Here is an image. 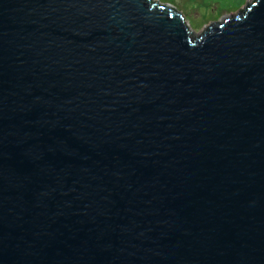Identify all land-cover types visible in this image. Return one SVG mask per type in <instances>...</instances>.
<instances>
[{
  "label": "water",
  "instance_id": "water-1",
  "mask_svg": "<svg viewBox=\"0 0 264 264\" xmlns=\"http://www.w3.org/2000/svg\"><path fill=\"white\" fill-rule=\"evenodd\" d=\"M0 264H264V0H0Z\"/></svg>",
  "mask_w": 264,
  "mask_h": 264
},
{
  "label": "flooded vegetation",
  "instance_id": "flooded-vegetation-1",
  "mask_svg": "<svg viewBox=\"0 0 264 264\" xmlns=\"http://www.w3.org/2000/svg\"><path fill=\"white\" fill-rule=\"evenodd\" d=\"M244 1L245 0H241L239 2H238V0H217V2L219 4L218 14L221 17V15H223L225 12L233 13L234 11H236L235 14H231L227 18L233 17L239 12V10L242 9L241 6L246 2V1L245 2ZM233 6H235V7L232 8ZM202 7L200 6V2L199 1L185 0V12H184V10H180L179 11V9H176V8H174V9L176 11H178L179 13H181L183 18L185 19V23L187 24L188 28L192 32H193V30H192L189 22H191V21L193 22L194 20L195 21H202V20L206 19L207 20L206 25L203 26V28H202V30L200 32V33H203L210 24L215 22L217 19H220V17L214 18V19H211V20L207 19L206 16L209 14V12L206 11L205 9L201 10ZM228 10H230V11H228Z\"/></svg>",
  "mask_w": 264,
  "mask_h": 264
},
{
  "label": "rangeland",
  "instance_id": "rangeland-1",
  "mask_svg": "<svg viewBox=\"0 0 264 264\" xmlns=\"http://www.w3.org/2000/svg\"><path fill=\"white\" fill-rule=\"evenodd\" d=\"M155 1L160 2L162 4L171 5V6H173V8L179 9V11L184 10V12H185V0H155ZM191 1H193V0H191ZM194 1L200 2V6L201 7L203 6L201 8V10L205 9L206 11L209 12V14L206 16L207 19L211 20V19L220 17V15L218 14L219 4H218L217 0H194ZM239 1H241V0H238V2ZM245 1H244L245 3L243 2L244 4L241 6V8H243L245 5H247L248 3H250L253 0H245ZM235 6H233L232 8H234ZM230 10H228V11H230ZM235 12L236 11H234L233 13L225 12L223 15H221L220 19H217L216 21H218V20L222 21V20L226 19L228 16H230L231 14H235ZM206 22H207L206 19L202 20V21H195L194 20L193 22L192 21L189 22L190 26L194 32L193 33L194 36L200 34L203 26L206 25Z\"/></svg>",
  "mask_w": 264,
  "mask_h": 264
}]
</instances>
